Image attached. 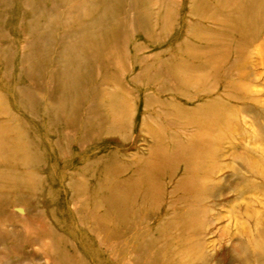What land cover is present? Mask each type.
<instances>
[{"label":"rangeland","instance_id":"374dc122","mask_svg":"<svg viewBox=\"0 0 264 264\" xmlns=\"http://www.w3.org/2000/svg\"><path fill=\"white\" fill-rule=\"evenodd\" d=\"M55 1L43 12L50 0H0V264H149L158 251L166 264H195L190 253L204 264H257L264 0H108L114 11L97 8L104 22L95 27L110 30L104 59L90 60L83 90L63 104L50 84L55 50L62 37L74 43L69 31L87 23L84 14L100 0ZM29 29L40 40L31 47ZM204 141L187 161L169 156ZM162 152L169 157L157 174L139 160ZM126 162L148 175L138 179L132 168L117 177ZM121 177L137 181L124 206H111L107 191ZM161 218L176 221L168 255L151 244Z\"/></svg>","mask_w":264,"mask_h":264},{"label":"bare ground","instance_id":"6f19581e","mask_svg":"<svg viewBox=\"0 0 264 264\" xmlns=\"http://www.w3.org/2000/svg\"><path fill=\"white\" fill-rule=\"evenodd\" d=\"M51 1V6H47L46 5V3H43L41 6H40V8H42V11L44 12V11H52L55 7H56V1L55 0H50ZM195 6H196V4H195ZM99 7H102V11H104L105 13H110L111 11H114V8H113V5H111L110 4V2L108 1V0H100V1H98L97 3H96V5L95 6H93L92 7V14H88V15H86V14H84V16H86V17H90L89 19H88V21H87V23H84V25L83 24H80V25H75V29L74 30H72V31H69L70 33L67 35V37H69L70 36V34H72V35H74L75 33H76V36H75V38H74V43L73 42H69V44H72V45H66V44H68V43H65V39H64V37H62V42L64 43V44H62L61 45V47H57V49L55 50V52H56V61H55V63H54V65H56L57 67H55L54 68V71H53V77H52V79H51V81H50V84L51 83H53V86H54V88L57 90L56 92L58 93L57 95H58V98H56V100H57V102H59V103H62L63 104V101H64V99H66V95L70 92V91H80V90H83V88L81 87V83H80V81H81V79H85V77L86 76H88V74L90 73V69L89 70H87L86 68H85V66H87V65H90V67L92 66L91 65V61L90 60H92V61H94V60H101V59H104V45L105 46H107L106 44H104V42H105V40H101V39H103L106 35H108V33H109V29L108 28H104V29H101V28H99L98 29V31H96V29H95V27L97 26V25H99L101 22H104V15H102L101 13H98L97 12V8H99ZM248 7H250V8H252L253 7V1H249L248 2V5H246V8H248ZM39 8V9H40ZM41 10V9H40ZM190 10H192V9H190ZM38 12V11H37ZM51 13V12H50ZM53 14H54V16H55V18L57 17V15H56V12L54 11V12H52ZM104 13V14H105ZM192 15V14H191ZM58 24H59V26L60 27H62V21H58ZM87 25H89L88 27H87ZM87 27V28H86ZM86 28V29H85ZM95 29V30H94ZM85 30V32H86V34H82V32ZM36 33H37V30H28L27 31V34L28 35H30V36H32V39H30V40H27V46L28 47H31L32 45L31 44H33V43H35V44H39V41L40 40H36L37 38H39V37H37V38H34V36L36 35ZM99 40H101L100 41V43L99 44H94V43H98L99 42ZM87 44H88V46H87ZM114 47V46H113ZM137 48V47H136ZM205 58V57H204ZM203 58V59H204ZM206 59V58H205ZM137 60H139V59H137ZM99 62V61H98ZM97 62V63H98ZM135 62H138V61H135ZM58 63V64H57ZM94 64V63H93ZM97 65V64H96ZM140 71V70H139ZM132 76H134V75H132ZM68 78V79H67ZM87 88V87H86ZM133 88V87H132ZM134 89V88H133ZM86 92H88V91H86ZM117 94H119V93H117ZM135 94V93H134ZM129 95V94H128ZM118 96H120V95H118ZM109 97V96H108ZM139 97V96H138ZM108 99V98H107ZM109 99H112V97H109ZM93 101V100H92ZM91 101V102H92ZM98 101V100H97ZM101 101V100H100ZM103 101V100H102ZM105 101V100H104ZM107 102V101H106ZM109 103V102H108ZM207 103H209V102H207ZM210 104H212V103H210ZM78 103H77V101L75 102V104H74V107H75V109L78 107ZM105 105V104H104ZM215 105V104H214ZM60 106V105H59ZM102 106H103V104H102ZM61 108H63V105H62V107H59V109H61ZM84 108H86V112L88 113V114H90L91 112H92V109H93V104H90V105H88V106H85ZM102 108V107H101ZM132 108H134V107H132ZM142 108V107H141ZM104 109H105V107H104ZM91 110V111H90ZM106 110V109H105ZM118 111H115L116 113H115V115H117V119H118V117H119V114H120V108L119 109H117ZM125 110V109H124ZM123 110V111H124ZM144 111V110H143ZM108 112V111H107ZM142 112V111H141ZM102 113H103V111H102ZM113 113H114V111H113ZM149 113V112H148ZM123 114H125V113H123ZM91 115V114H90ZM108 115V114H107ZM93 116V115H92ZM106 116V115H105ZM109 116V115H108ZM108 116H107V118H108ZM124 116H126V115H124ZM110 118V117H109ZM113 118V117H112ZM133 118V117H132ZM111 119V118H110ZM87 121H90L91 120V117L89 116V118L88 119H86ZM142 120V119H141ZM209 120V119H208ZM207 120V121H208ZM107 121V120H106ZM110 122V121H109ZM117 122V121H116ZM115 122V123H116ZM107 123V122H106ZM110 123H112V122H110ZM126 123V122H125ZM213 122L212 121H210V124H212ZM114 124V123H113ZM140 124V123H139ZM200 124V123H199ZM119 125V124H118ZM130 125H132L131 124V122H130ZM96 126V125H95ZM115 126V125H114ZM127 126V125H126ZM87 127V126H86ZM118 129H117V131L118 130H120L121 131V129H119V127L118 126H116ZM121 127V126H120ZM200 127H201V132L203 133L204 132V130L206 131L207 129H206V127H205V125H202V124H200ZM112 128V127H111ZM129 128V127H128ZM139 128V127H138ZM86 129V128H85ZM84 129V130H85ZM95 129V128H94ZM109 129H110V127H109ZM126 129V128H125ZM144 130V129H143ZM92 131V130H91ZM104 131V130H103ZM102 131V132H103ZM126 131V130H125ZM146 131H148V130H146ZM115 132H116V130H115ZM131 132V131H130ZM136 132V131H135ZM149 133H150V135L153 137V135H152V131L150 132V131H148ZM93 133H94V131H93ZM117 134V133H116ZM121 134H123V133H121ZM97 135V134H96ZM102 135V134H101ZM106 135V134H105ZM108 135V134H107ZM110 135H111V133H110ZM205 135V134H204ZM124 137L126 136V135H123ZM201 137V136H200ZM114 138V137H113ZM129 138H131V136L129 137ZM94 139V138H93ZM96 139H98V138H96ZM125 139V138H124ZM123 139V140H124ZM102 140V139H101ZM128 140V139H127ZM126 141V140H125ZM124 141V142H125ZM78 142V141H77ZM205 145L206 146V143H205V141H204V143H202V142H199V144L197 145V147H198V150L197 149H195V148H193V146L194 145H191V146H186V147H183V151L182 150H180V149H178V148H175V149H173L170 153H169V156L170 157H178V155H179V158H181V159H183V160H185V161H187V157L189 156L190 157V155H191V153H193L194 154V151L196 152V153H200V152H202V150L205 148V146L203 147V145ZM91 145V144H90ZM94 145V144H93ZM97 145V144H96ZM86 146V145H85ZM87 146H89V145H87ZM84 150V149H83ZM114 150V149H113ZM182 152V154L184 155H181L180 153ZM90 153V152H89ZM114 153V152H113ZM83 154V153H82ZM118 154V153H117ZM121 154V153H120ZM104 155V154H103ZM121 156V155H120ZM169 156H167V155H165L163 152L161 153V154H159V155H155L154 157H152V155H150V157H146V158H139V160L141 161H145L146 162V165H147V167H148V170L149 171H151L152 169V172H154L155 174H157V172H159V171H162V170H160V168H162L163 167V165L166 163V159H167V157H169ZM111 157V156H110ZM116 157H117V155H116ZM124 157V156H123ZM96 158V157H95ZM98 158V157H97ZM103 158V157H102ZM106 158V157H105ZM154 158V159H153ZM199 158H202L201 156L199 157ZM107 159V158H106ZM90 160V159H89ZM92 160V159H91ZM100 160V159H99ZM93 161V160H92ZM97 161V160H96ZM86 162V161H85ZM88 162V161H87ZM93 163V162H92ZM84 164V163H83ZM102 164H103V162H102ZM89 166V165H88ZM87 166V167H88ZM97 166V165H96ZM103 166V165H102ZM115 166V165H114ZM109 168V167H108ZM111 168V167H110ZM132 168L134 169V167H133V164L131 163V164H128L127 162L126 163H124L123 165H122V171H121V174H118L117 175V177L119 176H121L122 174H123V171L125 170V169H131L132 170ZM199 168H200V166H199ZM86 169V168H85ZM103 169H105V168H103ZM98 170V169H97ZM142 170H144V169H134L133 170V172H135V174L136 173H138V179H140V176H142V175H148L147 174V172L146 171H142ZM106 172V171H105ZM120 172V171H119ZM98 173V172H97ZM102 173V172H101ZM103 173H104V171H103ZM110 173V172H109ZM112 173V172H111ZM79 174H81V173H79ZM82 176H83V174H81ZM102 175H106V174H102ZM130 176V175H129ZM133 176V175H132ZM84 177V176H83ZM96 177V176H95ZM98 177V176H97ZM153 177H155V175L153 174V173H151V176H150V179H148V185L150 184V182H151V184L152 185H154L153 184ZM85 178V177H84ZM99 178V177H98ZM106 178V177H105ZM105 178H103V179H105ZM124 178V177H123ZM122 177H121V179L120 178H118V180H117V182L115 181L114 182V180H113V182H114V184H112V182L109 184L110 185V187H109V192L107 191V193H110V196H109V198H108V200H107V203L108 204H111V206H112V204H114V203H112V201L113 200H115L117 203H118V205L119 206H124L125 204H124V202H125V199L127 200V198H131L130 197V195L132 194V188H129V185H131V187L135 184V182L137 181V180H135L134 182H128L129 180H131V177H129V178H126V179H123ZM136 178V179H137ZM100 179H102V178H100ZM102 179V180H103ZM116 180V179H115ZM87 182H88V180H87ZM97 182V181H96ZM100 182V181H99ZM128 182V183H127ZM101 183V182H100ZM178 184V183H177ZM107 186V188H108V184H106ZM147 185V187L145 188V190L143 191L144 192V194L145 195H147V196H150V198L149 199H151V198H154L155 196H156V194H155V191L152 189V187H150V186H148ZM97 186H99V185H97ZM97 186H95V187H97ZM103 186H105V185H102V187ZM101 187V186H100ZM105 187V188H106ZM106 188V189H107ZM103 189V188H102ZM104 190V189H103ZM113 190H120V191H122V197L124 198V199H120V198H117V195L116 194H118L116 191L114 192ZM105 191V190H104ZM116 193V194H115ZM147 198V197H146ZM119 199V200H118ZM152 200V199H151ZM154 212V211H153ZM148 214V213H147ZM155 213H153V215H154ZM150 215L152 216V214L150 213ZM101 218V217H100ZM155 218V217H154ZM172 219V218H171ZM157 220V219H156ZM167 220L166 219H163V218H161L158 222L160 223V224H157V226L154 228V231H153V233H152V235H154L155 236V238H153L152 237V240H151V244L152 243H156V245L157 246H161V249L163 250L162 252H164L163 254L164 255H168L171 251H170V249H169V245L172 243V241H174L176 238H174V237H172L169 233H168V227H170L171 225H172V223H174V222H176V221H173V220H168L167 221V223H165L166 225H164L163 223L164 222H166ZM173 221V222H172ZM163 224V225H162ZM169 225V226H168ZM183 228V227H182ZM182 228H181V233H180V235L183 233L182 232ZM179 235V236H180ZM181 237V236H180ZM182 238V237H181ZM180 238V239H181ZM178 240H179V238H178ZM180 243L182 244V247H184V246H188L189 245V243H190V240H188V239H181V241H180ZM189 248V247H188ZM263 251H262V254L263 255H259L258 257H256V262H257V264H260V262L264 259V249H262ZM161 252V251H160ZM160 252L158 251V253H155L154 252V255L152 256V258H151V260H150V263L149 264H166V263H163V262H161L160 260L158 261L157 259L159 258V255H160ZM190 255H195V264H204V262H203V258H202V256L201 255H196V254H192V253H190ZM187 263V262H186Z\"/></svg>","mask_w":264,"mask_h":264}]
</instances>
